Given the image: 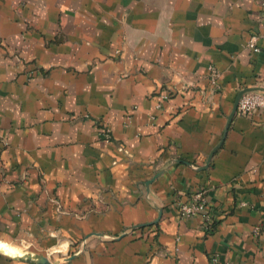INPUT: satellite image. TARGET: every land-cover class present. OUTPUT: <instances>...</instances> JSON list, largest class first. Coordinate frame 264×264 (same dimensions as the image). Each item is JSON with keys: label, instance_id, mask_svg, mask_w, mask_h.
Returning a JSON list of instances; mask_svg holds the SVG:
<instances>
[{"label": "crops", "instance_id": "obj_1", "mask_svg": "<svg viewBox=\"0 0 264 264\" xmlns=\"http://www.w3.org/2000/svg\"><path fill=\"white\" fill-rule=\"evenodd\" d=\"M262 3L0 0V264H264Z\"/></svg>", "mask_w": 264, "mask_h": 264}, {"label": "built area", "instance_id": "obj_2", "mask_svg": "<svg viewBox=\"0 0 264 264\" xmlns=\"http://www.w3.org/2000/svg\"><path fill=\"white\" fill-rule=\"evenodd\" d=\"M264 8V3H262ZM246 46L252 50L257 51V35H251L246 42ZM211 76L214 77L216 74L213 70H210ZM172 90H165L164 92H159L158 101L156 107H160L161 102L167 100L169 94ZM264 111V93L259 91H248L244 92L238 98L235 112L242 116H249L254 111ZM102 136L106 139V131L102 132ZM245 203L241 202L239 206H244ZM179 213L182 217H194L197 215L203 216V228L206 231L211 229L210 225L213 219V210L208 208L204 199L203 191L197 190L190 194V196L184 202L179 204ZM258 226H254L252 232L258 233Z\"/></svg>", "mask_w": 264, "mask_h": 264}, {"label": "water", "instance_id": "obj_3", "mask_svg": "<svg viewBox=\"0 0 264 264\" xmlns=\"http://www.w3.org/2000/svg\"><path fill=\"white\" fill-rule=\"evenodd\" d=\"M248 91H259V92L264 93V87L252 86V87L240 89L236 93L234 101H233L232 108H231V110H230V112H229V114L227 116V120H226V124H225V127H224V131H223L222 137L224 136V133L226 131V127H227L228 123L230 122L232 116L235 113V109H236V104H237L238 98L240 97L241 94H243L244 92H248ZM220 142L218 144H216V146L210 151V153L207 156V159H206V162H205L204 166L201 167V168H195V169H199L200 170V169L206 168V166L208 165V161H209L211 155L216 150V148L218 147ZM186 164L189 165V166H192L190 163L186 162ZM12 258H14L16 260H19V261H22V262L27 263V264H50V262L47 260L46 257L38 255V254H31V253H25L24 252V253H21L19 255L12 256Z\"/></svg>", "mask_w": 264, "mask_h": 264}, {"label": "clouds", "instance_id": "obj_4", "mask_svg": "<svg viewBox=\"0 0 264 264\" xmlns=\"http://www.w3.org/2000/svg\"><path fill=\"white\" fill-rule=\"evenodd\" d=\"M5 246L4 245H0V250H2Z\"/></svg>", "mask_w": 264, "mask_h": 264}, {"label": "trees", "instance_id": "obj_5", "mask_svg": "<svg viewBox=\"0 0 264 264\" xmlns=\"http://www.w3.org/2000/svg\"><path fill=\"white\" fill-rule=\"evenodd\" d=\"M213 225V223H211V226Z\"/></svg>", "mask_w": 264, "mask_h": 264}, {"label": "rangeland", "instance_id": "obj_6", "mask_svg": "<svg viewBox=\"0 0 264 264\" xmlns=\"http://www.w3.org/2000/svg\"><path fill=\"white\" fill-rule=\"evenodd\" d=\"M3 254V253H2ZM5 255V254H4ZM8 256V255H7Z\"/></svg>", "mask_w": 264, "mask_h": 264}]
</instances>
